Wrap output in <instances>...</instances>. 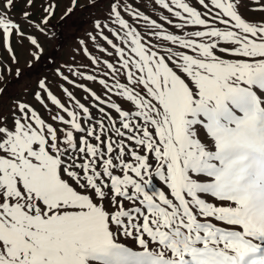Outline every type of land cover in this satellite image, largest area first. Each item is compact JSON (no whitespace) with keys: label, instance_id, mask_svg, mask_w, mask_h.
Instances as JSON below:
<instances>
[{"label":"snow or ice","instance_id":"obj_1","mask_svg":"<svg viewBox=\"0 0 264 264\" xmlns=\"http://www.w3.org/2000/svg\"><path fill=\"white\" fill-rule=\"evenodd\" d=\"M16 2L0 0V47L18 65L27 41L31 69L55 5L36 21ZM154 5L176 32L110 0L78 41L88 63L37 80L48 118L0 112V264H264V18L241 11L264 0Z\"/></svg>","mask_w":264,"mask_h":264},{"label":"rangeland","instance_id":"obj_2","mask_svg":"<svg viewBox=\"0 0 264 264\" xmlns=\"http://www.w3.org/2000/svg\"><path fill=\"white\" fill-rule=\"evenodd\" d=\"M107 4L109 5V2L103 3V5L98 4L96 7L92 8V10L88 9L89 7H87V4L73 9V12L70 13L68 17L63 16V19L59 18L58 20L54 21L52 25L49 22V24L46 26L49 32V38L45 39L44 36L40 34L37 35L45 48V57L42 59L40 64L34 68L29 69L26 65V62L30 59V57L26 53V49L28 46L27 41L24 42V46L22 47L20 44H18L15 37L12 38V46L16 51L17 58L19 59L18 65L13 64L8 57V53L2 47H0V89L8 79L12 78L15 75L17 68L24 70L22 72V75L13 81L6 94H4L0 98V112H2L5 116H8L10 115V111L15 101H24L36 107L45 119L48 118L46 111L40 108L32 97V93L36 90L37 80L45 76H47L50 81L55 80V77L53 75L54 69L64 63H73L74 56L76 58L75 62L84 64L88 63V61L75 50L80 47L78 43L79 40L83 39L87 41V36H85L83 32L87 29L85 27L90 21L89 19L93 12L96 9ZM24 10L25 6L23 4V1L18 2L17 0L14 8L12 9L13 14L17 18H19V14ZM241 11L244 12L245 15H247L250 19L260 20L261 18H264L258 12H253L251 10L246 11L244 8H241ZM60 20H62V23L59 26V31L63 32L64 35L61 36L64 37V39L62 37L59 38L52 35L53 32H56V30H58L57 22ZM82 26L83 28H81ZM25 29L28 30L27 27ZM167 29L173 32L177 31L175 28ZM31 30L32 29H30V31ZM63 40H66L65 43L61 47H58L60 43H63ZM57 47L59 48V50H57ZM89 48H92V44L89 45ZM50 55H54V64L51 62V60L47 59ZM51 64L52 66L49 69H43V67L48 68ZM9 68L11 69V71L8 70ZM85 71H87V69ZM89 86L94 87L98 92L100 91V87L98 85H92L89 82ZM53 91L58 96L61 95L60 92L54 87ZM75 94L77 95V97L83 95L81 91H76ZM154 184L159 186V181L154 179Z\"/></svg>","mask_w":264,"mask_h":264},{"label":"crops","instance_id":"obj_3","mask_svg":"<svg viewBox=\"0 0 264 264\" xmlns=\"http://www.w3.org/2000/svg\"><path fill=\"white\" fill-rule=\"evenodd\" d=\"M23 1L24 4V0ZM18 0V2H21ZM37 3V4H36ZM52 3L55 5V14L52 16L50 23H52L59 18H62L64 16V13L67 11L69 7H71V0H35L34 6L30 9L32 12V19L39 21L40 18L44 15L42 11V6H47V4ZM134 6L137 7L140 11L144 12L145 15H148L152 19H157L158 22L162 23L165 28H173L172 26L168 25L167 23L163 21H159L160 15L170 16L169 13H167L165 10H161L159 6L154 5V0H133ZM89 4V0H77V4L74 9ZM25 6V4H24ZM109 5H105L103 7H100L96 9L93 14L90 17V21L86 25L85 28H87L83 33L85 36H87V33L94 31L93 29V21L95 19H103L108 11ZM88 18V17H87ZM26 28V27H25ZM25 31H30L28 28L25 29ZM33 31V30H31ZM36 35H39L37 32H33ZM87 36V41H88ZM91 44V41H89V45ZM28 47V46H27ZM27 53V52H26Z\"/></svg>","mask_w":264,"mask_h":264},{"label":"trees","instance_id":"obj_4","mask_svg":"<svg viewBox=\"0 0 264 264\" xmlns=\"http://www.w3.org/2000/svg\"><path fill=\"white\" fill-rule=\"evenodd\" d=\"M106 2H109V3H110V0H96V1H95L96 5H98V4H102V5H103V3H106ZM87 7H89L88 9H91V10H92V8H94V7H91V6H88V5H87ZM61 23H62V20H60V21L57 22V28H58V30H56V33H59V36H58L59 38L62 37L61 35H64L63 32H60V31H59V26L61 25ZM81 28H83V26H82ZM62 38L64 39V37H62ZM65 41H66V40H63V43H60V45H58V47H61V46L65 43ZM58 47H57V50H59ZM51 66H52V64H51L48 68H47V67H43V69H49ZM23 71H24V70H21V72H23ZM16 78H17L16 75H14L12 78L8 79V80L5 82V84H4V85L2 86V88H1V89H3V91L0 92V98H1L4 94H6L7 90L11 87L13 81H14Z\"/></svg>","mask_w":264,"mask_h":264}]
</instances>
